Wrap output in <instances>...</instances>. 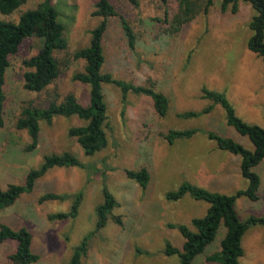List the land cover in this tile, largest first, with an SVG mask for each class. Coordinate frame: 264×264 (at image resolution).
Masks as SVG:
<instances>
[{"label":"rangeland","instance_id":"1","mask_svg":"<svg viewBox=\"0 0 264 264\" xmlns=\"http://www.w3.org/2000/svg\"><path fill=\"white\" fill-rule=\"evenodd\" d=\"M43 0H26L0 20L17 21L19 15ZM97 0H50L64 25L67 47L54 52L59 75L45 90L34 93L23 87V60L35 55L41 38L33 35L10 56L5 72L4 124L0 127V185L24 184L29 170L38 168L46 154L70 151L86 168L53 167L37 179L29 192L13 204L0 209V224L25 227L32 235L31 250L39 259L31 264H67L73 250L87 237V250L79 264H180L177 254H166L165 245L181 248L183 237L177 224L193 229L191 219L205 215L209 204L185 193L169 200L166 193L188 182L210 191L234 195L248 186L240 170L241 157L219 149L208 137L214 132L230 137L252 150L247 136L226 124L220 104L201 97V89L221 91L235 113L244 121L264 129V61L247 48L252 31L249 22L256 13L240 1L237 12L222 11V0H187L192 12L181 8L182 0H111L117 13L129 22L135 34V49L127 45L118 15L109 18L103 39V72L127 82L149 86L169 99L166 115L156 112L149 96L129 93L125 104L119 89L103 84L107 103V145L93 155L83 153L76 139L68 135L71 126L86 121L75 116H54L50 123L40 121L36 148L27 151L30 137L18 129L16 121L28 103L44 107L49 98L62 100L72 92L83 104L89 87L73 79L84 68V60L74 54L86 47L90 31L101 18L94 12ZM184 5V3H182ZM178 15L183 20L179 25ZM212 104L210 112L178 117L188 110L200 111ZM196 129L189 137L168 143V130ZM146 168L149 182L142 188L126 176V170ZM254 171L260 176L258 199L236 197L234 209L240 220L264 217V159ZM106 188L116 204L108 213L105 226L96 229V206L103 201ZM81 193L75 217L50 220L49 214L66 212L77 193ZM46 193L64 194L65 199L40 200ZM114 218H119L116 222ZM225 233L221 226L194 264H217L208 256L220 248ZM15 240L0 242V264H10ZM240 264H264V223L249 225L241 238Z\"/></svg>","mask_w":264,"mask_h":264},{"label":"trees","instance_id":"2","mask_svg":"<svg viewBox=\"0 0 264 264\" xmlns=\"http://www.w3.org/2000/svg\"><path fill=\"white\" fill-rule=\"evenodd\" d=\"M25 1L0 0V14L9 15L13 13ZM127 1L135 6L139 4V0ZM240 1L249 3L256 12L249 22L252 34L247 41V48L264 61V0H222L220 8L222 11L237 12ZM210 3L211 0H207V4ZM190 5V1L182 0L181 11L185 15L192 12ZM95 7L94 13L101 20L90 31L91 37L88 45L74 54L75 58L84 60V68L82 71L75 73L73 79L88 85V102L87 104L81 103L72 92H69L59 101L56 95L49 98L44 107H37L28 103L16 121V127L26 130L30 137V143L26 147L27 151L33 150L38 145L40 121L50 123L54 116H75L86 121L84 125L71 126L68 129V135L76 139L84 154L93 155L103 149L107 145L105 127L107 126L108 115L107 103L103 93V84L106 83L119 89L123 104H125L129 93L141 94L152 99L158 115L164 116L168 112L169 99L164 93L149 86L127 82L114 77L109 72L102 71L105 62L103 39L110 17L119 16L127 45L132 50L135 49L136 38L128 20L117 13L111 0H97ZM185 19L187 18H183V20ZM175 20L178 25L183 21L178 15L175 16ZM33 35L41 38L42 45L35 55L23 60V64L28 68L23 73V87L30 92L38 93L45 90L59 75L60 68L54 52L67 47L64 25L58 20V11L50 0H43L35 8L23 11L17 21L0 20V127L4 124L3 109L6 98L4 83L5 72L10 64L9 58L18 51L24 39ZM201 92L202 98L220 104L225 110L226 124L232 126L241 135L247 136L252 143L253 149L250 150L230 137H224L214 132L208 133V137L216 141L219 149L241 157L240 170L242 176L248 180V186L234 195H227L184 182L176 190L167 192L166 197L169 200H177L185 193H189L194 199L203 200L209 206L204 216L191 219L190 223L193 229L185 224L170 225L171 227H177L183 237V242L181 248L174 247L167 242L164 252L166 254H177L180 264H194V258L205 251L208 244L215 239L217 230L223 226L225 233L220 240V248L217 252L209 255L208 259L217 264H240L239 258L243 254L241 238L244 232L251 224L264 223L263 216H251L242 221L238 218L234 209L235 199L240 195H246L253 201L258 199L257 190L260 187L261 178L253 168L264 159V129L238 117L223 92L205 87H202ZM212 108L213 105L210 104L200 111L188 110L178 113L177 116H198L210 112ZM195 132L196 129H172L168 130L164 137L168 143H172L175 138L189 137ZM70 166L87 167L70 151L46 154L38 168L28 171L24 184L11 183L5 189L0 185V209L13 204L23 193L31 191L37 179L49 169ZM126 176L137 181L142 188H146L150 178L147 169L144 167L139 170H126ZM81 197V193H77L68 211L49 214L48 218L50 220H62L75 217ZM65 198L64 194L46 193L41 196L40 200H63ZM115 204L114 196L104 188L103 201L96 206V229L105 226L108 213ZM114 220L120 222L119 218H114ZM7 239L15 240L17 243L14 252L9 256L10 264H31L39 259V255L31 250L32 235L27 228L14 229L7 224H0V242ZM86 250L87 237H84L79 245L74 248L67 264H79Z\"/></svg>","mask_w":264,"mask_h":264}]
</instances>
